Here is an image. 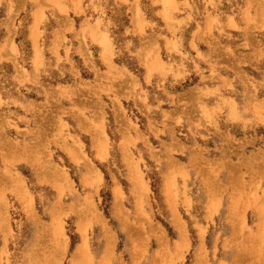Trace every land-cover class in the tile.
Masks as SVG:
<instances>
[{
    "label": "rangeland",
    "instance_id": "obj_1",
    "mask_svg": "<svg viewBox=\"0 0 264 264\" xmlns=\"http://www.w3.org/2000/svg\"><path fill=\"white\" fill-rule=\"evenodd\" d=\"M263 199L264 0H0V264H264Z\"/></svg>",
    "mask_w": 264,
    "mask_h": 264
},
{
    "label": "bare ground",
    "instance_id": "obj_2",
    "mask_svg": "<svg viewBox=\"0 0 264 264\" xmlns=\"http://www.w3.org/2000/svg\"><path fill=\"white\" fill-rule=\"evenodd\" d=\"M53 1V0H52ZM155 55V54H154ZM263 101V100H262ZM254 109V108H253ZM257 111V110H256ZM207 115V114H206ZM101 135V134H100ZM101 137V136H100ZM102 139H104V138H102ZM101 139V140H102ZM97 140H98V138H97ZM99 140H100V138H99ZM99 143V142H98ZM97 143V144H98ZM102 143V144H101ZM99 144H101V149H103V150H105L104 148L106 147L105 146V143H103V141H100V143ZM98 144V145H99ZM74 155V154H73ZM73 157V156H72ZM75 160V159H74ZM89 165V164H88ZM54 169V168H53ZM93 169V168H92ZM60 170V169H59ZM90 171H91V169H90ZM95 173L97 172V171H94ZM94 172H92V173H94ZM91 175V174H90ZM95 176V179H96V175H94ZM83 178H85V177H83ZM90 178V177H89ZM92 180V179H91ZM88 181V180H87ZM98 181V180H97ZM209 183V182H208ZM232 187V186H231ZM235 189V188H234ZM117 192V194H121V193H119L118 192V190L116 191ZM117 194H116V196H117ZM119 196V195H118ZM120 198V197H119ZM264 200V199H263ZM243 202V201H242ZM227 208V207H226ZM230 208V207H229ZM259 215V214H258ZM242 216V215H241ZM244 216V215H243ZM240 229V228H239ZM182 230V229H181ZM52 233V232H51ZM182 234H184V233H182ZM246 235V234H245ZM260 235H262V234H260ZM184 236V235H183ZM181 237H182V235H181ZM58 238V237H57ZM248 245V244H247ZM241 249V248H240Z\"/></svg>",
    "mask_w": 264,
    "mask_h": 264
}]
</instances>
